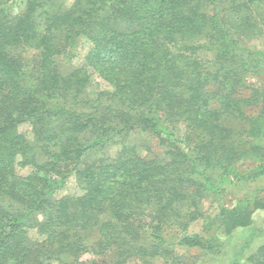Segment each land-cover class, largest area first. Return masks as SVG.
Listing matches in <instances>:
<instances>
[{
  "label": "trees",
  "instance_id": "obj_1",
  "mask_svg": "<svg viewBox=\"0 0 264 264\" xmlns=\"http://www.w3.org/2000/svg\"><path fill=\"white\" fill-rule=\"evenodd\" d=\"M256 210L264 0H0V264H264Z\"/></svg>",
  "mask_w": 264,
  "mask_h": 264
},
{
  "label": "rangeland",
  "instance_id": "obj_2",
  "mask_svg": "<svg viewBox=\"0 0 264 264\" xmlns=\"http://www.w3.org/2000/svg\"><path fill=\"white\" fill-rule=\"evenodd\" d=\"M67 4H70L73 0H64ZM89 47V44H85L80 48V54L79 56L73 60L74 65H79L82 62V56L86 53L87 49ZM31 52H28L27 55H29ZM95 81L92 84V88L94 90H101L104 88H107V84L104 83L101 79L95 78ZM251 84H255L256 79L255 78H250L249 81ZM22 131L29 132V127L28 126H22L21 127ZM28 135H31L28 133ZM138 141V140H135ZM149 143L151 144V148L155 152H163V149L157 145L155 140H149ZM119 150V146H113L110 149V153L112 155H115ZM79 190L76 189L75 185L73 183H70L67 188L63 190V193H69V192H78ZM238 201V195L233 192V189L230 188L229 191L220 199L214 200V199H205L203 202V209L207 214H215L218 210L219 207L221 206H227V207H232L236 205ZM203 225H204V220L200 219L194 223H192L190 227V232L192 233H201L203 231ZM264 226V210H256L254 213V223L253 225L248 228V229H237L235 232H233L231 235H228L225 238V245L227 250H229V253L232 252V249H234L241 241L244 240L245 237L248 236V234L256 229H259ZM31 235H35L34 232H31ZM264 240V238L258 239L255 241V244L251 251H254L256 247ZM179 251L186 257L187 259L193 260V261H198L197 264H227V258L228 254L224 255L222 253L218 254H205L203 251L200 250H188L185 248H180ZM91 257L90 254H86L84 256V259H89Z\"/></svg>",
  "mask_w": 264,
  "mask_h": 264
}]
</instances>
